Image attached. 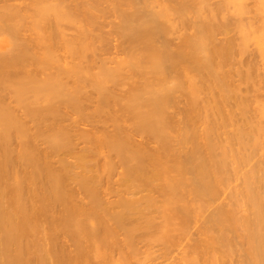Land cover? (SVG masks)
I'll return each instance as SVG.
<instances>
[{
	"label": "bare ground",
	"instance_id": "obj_1",
	"mask_svg": "<svg viewBox=\"0 0 264 264\" xmlns=\"http://www.w3.org/2000/svg\"><path fill=\"white\" fill-rule=\"evenodd\" d=\"M248 1L0 0V264H134L151 231L164 253L183 242L179 264H264V0ZM119 168L129 197L106 205Z\"/></svg>",
	"mask_w": 264,
	"mask_h": 264
},
{
	"label": "rangeland",
	"instance_id": "obj_2",
	"mask_svg": "<svg viewBox=\"0 0 264 264\" xmlns=\"http://www.w3.org/2000/svg\"><path fill=\"white\" fill-rule=\"evenodd\" d=\"M248 2H251V0H249ZM228 10H230V9H228ZM228 10H226L227 12H224V15L226 14V17L228 16V17H230V13H232V10H231V12L230 11H228ZM229 12V14H227ZM105 30H112L111 29V26L109 25V26H107L106 28H105ZM189 33H190V31H189ZM229 35V34H228ZM227 35V36H228ZM222 36H224V35H222ZM176 38L178 37V36H175ZM225 37V36H224ZM218 38L220 39V38H223V37H221V35H219L218 36ZM174 41H176V40H174ZM117 41L116 40H113L112 41V43H110L109 44V47L107 46V49H108V53L107 54H104V56L105 57H107V59L109 60V62L107 63V66H114V63L112 62L113 60H117V59H120V58H122V57H124V53H119V54H117V55H115V52H113V51H115V49H114V44L116 43ZM252 46H250V47H253V46H255V45H253V44H251ZM253 48H255V47H253ZM107 49H105V50H107ZM61 54V53H60ZM88 61L87 62H89L90 64L92 63V68L90 69V71H89V73L91 72H97V67H95V65L93 64V60H90V59H87ZM63 62V63H62ZM73 61L70 59V58H65V59H63L62 58V60H61V64H63L64 65V63H66V64H71ZM112 62V63H111ZM60 64V62H59V65H61ZM32 67H28V69H31ZM50 71H52V69H48V70H46V71H43V73L42 74H40V78H43L48 72H50ZM264 82V81H263ZM243 84V86L245 87V85H244V83H242ZM241 86V85H240ZM242 86V87H243ZM261 87H263L264 88V85H262L261 84ZM260 91H262V88H260ZM259 91V92H260ZM263 91H264V89H263ZM262 91V92H263ZM258 92V91H257ZM258 92V93H259ZM262 92H260L259 94H261ZM258 93H256L257 95H258ZM260 96V95H259ZM258 96V97H259ZM180 106H182V104H180ZM179 106V107H180ZM172 111V110H171ZM173 111H175V110H173ZM88 111H85V113H87ZM69 114V116H68V118H70V120L72 119V120H77L78 122L77 123H74L75 125V127L73 128L72 126H71V128H73V129H75L78 133H79V131L80 132H82V131H84V132H86V131H88V133L90 132V131H92L91 130V128H90V124H92V122L91 121H88V120H80L79 118H78V116L76 115V114H73V112H68ZM71 120V121H72ZM66 121L68 122L69 120L68 119H66ZM64 123H66V124H64V123H62L63 125H66V127H68V131L70 130V133H71V137H72V135L73 136H75L74 134H77L76 133V131L74 130V131H71V130H73V129H71L70 128V126H67V122H65V121H63ZM69 123V122H68ZM31 125V124H30ZM201 127H203V126H200V129H201ZM70 128V129H69ZM110 129H111V127H110ZM73 132H74V134H73ZM69 133V134H70ZM78 136V135H77ZM76 137V136H75ZM75 137H72V138H75ZM77 138V137H76ZM135 139H140L139 137H134ZM74 140V139H73ZM80 140L81 139H79V138H77V140L75 139L74 141H75V143H74V141H72V143H74L73 144V147L75 146V144H76V149L77 148H80V146H82L83 147V145H85L86 144V146H84V147H87V143H85V142H83V141H81V142H83L82 144H80L81 142H80ZM80 142V143H79ZM37 145H38V147H39V149H42L43 150V152L44 151H46L47 150V148L45 149V144L43 143V142H41V141H39V142H37ZM80 145V146H79ZM152 145H154V144H152ZM151 145V146H152ZM14 146V147H13ZM13 148L15 149V150H17L18 148V146L16 145V143L14 142L13 143ZM79 146V147H78ZM83 147V148H84ZM45 149V150H44ZM46 152H48V151H46ZM103 153H102V155L100 154L98 157H99V159L96 157L95 159H97L96 161L94 160V158H92V159H90L92 162H95L96 163V166L98 165V168L100 169V167L99 166H101L102 167V163H103V161L102 162H99V164H97L98 163V161H100V158H104L103 157ZM68 156H70V155H68ZM68 156H66V157H64V155H62L61 153H58V154H56V155H53V156H51L50 158H49V160H50V163H52V166H57L58 164H59V161H60V159L62 158V157H64L63 159H66L68 162L67 163H69V162H73L74 160H75V158L71 155L70 157H68ZM73 157V158H72ZM65 160V161H66ZM89 160V161H90ZM103 160H105V159H103ZM75 162H76V160H75ZM75 162L74 163H71L72 165H74L75 164ZM95 163H94V165H95ZM90 164L92 165L93 163H91L90 162ZM101 164V165H100ZM95 169H97L96 167H95ZM77 171V170H76ZM98 171H100V170H98ZM115 171H117V170H115ZM114 171V172H115ZM121 169L119 168L118 169V174L117 173H111V174H113L112 176H109L108 174V178L107 177H104L105 176V174L103 175V179L102 180H100V183L98 184V196H99V198H103L104 199V201H103V199H102V201L104 202V204L106 203V205H108L107 204V202H112L113 203V201L114 200H118L119 199V196L118 195H120L124 190H123V188H122V190L120 189L122 186H121V184L119 185V183H120V179H121ZM120 177V178H119ZM120 180V181H119ZM119 186H121L120 188H119ZM69 188L72 190V192L74 193V194H72L73 195V197L75 198L76 197V201L77 202H81V203H86L89 199H88V197L80 190V189H78V187H77V185L75 184V183H71L70 185H69ZM119 189V190H118ZM122 192H121V191ZM116 192V193H115ZM119 192H121L120 194H119ZM141 193H144V192H141ZM141 193H139L141 196H143V194H141ZM146 193V192H145ZM122 194H124L123 196H126V194H127V196L129 197V192H126L125 193V191L122 193ZM137 195V196H134L133 195V198L134 197H139L140 195ZM145 195V194H144ZM154 195L156 196V194L154 193ZM153 195V197H155ZM122 196V197H123ZM130 197H132V194H131V196ZM157 197V196H156ZM158 198V197H157ZM156 198V199H157ZM155 199V200H156ZM158 199H160V198H158ZM106 201V202H105ZM158 201V200H157ZM111 203V204H112ZM115 203H116V201H115ZM114 203V204H115ZM154 215V214H153ZM152 215V216H153ZM44 225H46V224H44ZM43 225V226H44ZM44 228H47V225H46V227L44 226ZM64 237H65V235H63ZM62 236H60L59 237V240L61 241V243H62V245H64L65 247H67L66 249H69V250H66V252L68 251V253H73L74 252V247H72L71 246V241H69V238L67 237H65V238H61ZM157 234L155 233V232H152L151 231V233L148 235V240H150L153 244V247H151V246H147L148 248L147 249H149L146 253H143V254H139V255H137V256H135V257H133V258H131L130 260H128L127 262H130V263H134V264H138L137 262L138 261H140V263L142 262H144L145 264H179L180 263V261H181V255L182 254H180L181 253V249H182V247H181V245H182V243H179L178 245H176V246H174V247H172L171 248V250H166V252L164 253V252H162L163 251V249H162V245L163 244H161V242L160 241H158L157 240ZM61 238V239H60ZM123 237H122V235H120L119 236V239H122ZM64 239V240H63ZM63 240V241H62ZM149 241V244L151 245V242ZM70 242V243H69ZM61 243H59V244H61ZM66 244V245H65ZM148 244V245H149ZM181 244V245H180ZM64 246H62L63 248H64ZM171 246V244H168L167 245V248H169ZM146 249V250H147ZM71 253V254H72ZM117 257V256H116ZM138 260V261H137Z\"/></svg>",
	"mask_w": 264,
	"mask_h": 264
}]
</instances>
